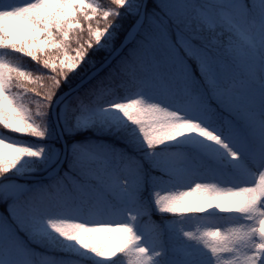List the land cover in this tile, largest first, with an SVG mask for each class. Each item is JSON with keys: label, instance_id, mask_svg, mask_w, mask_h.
<instances>
[{"label": "snow or ice", "instance_id": "obj_1", "mask_svg": "<svg viewBox=\"0 0 264 264\" xmlns=\"http://www.w3.org/2000/svg\"><path fill=\"white\" fill-rule=\"evenodd\" d=\"M0 50L51 73L36 79L0 60V132L46 139L34 118L42 120L61 84L93 56L103 70L89 91L96 102L125 92L174 109L143 99L116 103L113 111L143 138V162L66 145L40 187L9 176L25 158L41 160L44 150L0 140V264H55L36 251L45 226L99 264L120 257L127 264H264V0H0ZM31 97L44 104L31 111ZM89 110L82 99L66 108L69 136ZM190 135L207 142L191 168L157 152ZM216 148L232 161L244 157L228 173L233 186L213 182L212 163L225 159ZM204 169L208 180L185 190ZM117 203L131 210V224L120 211H105ZM77 205L91 224L49 219ZM212 210L244 222L218 230L217 219H197ZM143 217L151 225L147 246L132 226ZM185 222L196 230L186 231Z\"/></svg>", "mask_w": 264, "mask_h": 264}, {"label": "rangeland", "instance_id": "obj_2", "mask_svg": "<svg viewBox=\"0 0 264 264\" xmlns=\"http://www.w3.org/2000/svg\"><path fill=\"white\" fill-rule=\"evenodd\" d=\"M17 2H25V0ZM27 2H30V0H27ZM96 3H99L96 0ZM0 60H3V58L0 56ZM4 61V60H3ZM99 64H97V60L92 58L90 61L87 62V66L82 68L77 73H74L75 75H79V77L82 79L84 78L91 70H93L95 67H97ZM46 70V69H45ZM47 71V70H46ZM36 79H40L39 77H36ZM125 93V92H124ZM131 99H143L148 104H156L159 107L166 108L168 110H174L170 108L168 104L161 100H157L155 98H152L150 96H134L130 93H127L123 99H118L117 97L109 96L101 99L99 102H96L93 98L92 104L89 105L90 110L87 113H84L80 117V122L77 124L75 121L72 123V135L69 136L66 132V129L68 128V123L65 118V112L67 108L68 101H63L61 103L60 109H59V121L60 125L63 131V145H71L75 144L85 149H103V150H111L114 152H120L125 155H127L130 158H133L135 160L143 162L145 155L147 153L146 145L143 144V138L138 134L136 138V144L134 145L137 147V149H141L143 152H139V154H143L144 158L142 159L139 154H128L127 151L116 149L110 146L109 143H107L105 140H95L93 137L94 134L98 137H111L113 134L117 133L120 127L126 122H128L120 113H117L113 111V108L116 103L121 102H127ZM53 106V104H52ZM51 106V108H52ZM51 112V109H50ZM182 114V113H178ZM51 118V116H50ZM34 122L36 123H43V125L46 127V139L39 140L36 139H29L28 137H22L16 136L11 133H4L0 132V140L4 142H9L13 144H17L19 146L27 147L30 150L34 151H40L43 149V158L41 160H35V159H29L25 158L17 167V169L11 173V174H17V175H34L38 173H49L52 168L49 167L51 162L56 158L57 154H62L64 152L62 145H59V137L58 133L56 131V128L54 127V124L51 121L44 120V117L42 118H34ZM2 128V126H0ZM88 132H93L94 134H87ZM79 135L78 138H73L72 136ZM38 140V141H37ZM207 142L203 141L201 138L190 135L185 136L177 141L171 142L167 145L162 146L160 149L157 150L158 153H169V154H175L178 157V163L181 166L189 167L191 168L192 162L199 159L203 155V149H201V145L205 144ZM184 147H190L195 151V158H191L189 156L188 151ZM215 148L216 146H209ZM217 151H220L223 153L225 159L223 161H214L212 163V172H213V182L217 183L221 187H229L233 186L230 182V177L228 173H231L233 170V166L238 163H244V157H241V160L239 162L232 161L230 157H227V153L224 152L223 149L216 148ZM54 166V165H53ZM209 178V172L207 169L200 170L199 176L190 184L183 185V188L185 190L191 188L194 186L195 182H198L199 180H205L207 181ZM15 180V179H13ZM19 184H27L34 187H39L40 184L33 182V183H27V182H20L15 180ZM144 201L146 204V207L151 209V215L154 214L155 211V205L154 201L152 199L151 191H146L144 195ZM111 210H118L122 213V218L124 221L128 223H132L131 221L127 220V215L131 214V210L127 209L126 205L124 204H114L110 208H106L105 211H111ZM156 212V211H155ZM146 218V219H145ZM204 218H215L218 221H220L218 224L214 225L218 230H224L226 227L229 226V222L233 219L238 220L239 222L243 223L244 221L240 220L239 218H229L225 216L224 214H220L216 212L215 210L210 211L208 214L205 215V217H199L197 219H204ZM50 220H66L69 222H78V223H85V224H91V220L88 216V210L86 208H82L80 206H74L73 209L66 213V214H53L49 217ZM152 219V216H151ZM153 220V219H152ZM154 222V221H153ZM132 226L135 228L137 236L141 238V246H147L148 245V236L147 232L150 230L151 225L148 223V218L143 217L140 218L135 224H132ZM186 231H195L196 226L191 223H183L181 225ZM40 243L43 245L47 244L48 241L51 242V244L54 245H61L60 248H64V251L71 253L72 255H79L83 258L93 260L97 263L91 255L85 253L83 250H81L78 245H76L74 242L64 241L60 237H58L56 234L52 233L50 230H48L45 226V233L43 236L39 238ZM37 249V248H36ZM118 255V254H117ZM114 258V257H113ZM55 264H60L58 262H55Z\"/></svg>", "mask_w": 264, "mask_h": 264}, {"label": "trees", "instance_id": "obj_3", "mask_svg": "<svg viewBox=\"0 0 264 264\" xmlns=\"http://www.w3.org/2000/svg\"><path fill=\"white\" fill-rule=\"evenodd\" d=\"M99 3H102V0H97ZM0 56L3 58L4 61L7 63L16 62L17 66L28 73H30L34 78L39 77L41 78H47L51 76V73L46 71L41 66L34 64L31 60L24 57H19L16 54H13L11 52H8L6 50H0ZM94 59H96L95 56H93ZM102 71L95 74L87 83H85L81 88H79L77 91H75L66 101H68L67 107L69 105L75 106V103L78 99L85 100L88 105L92 104L93 97L89 96V91L94 89L96 86V83L98 79L102 75ZM81 80L79 75L72 74L69 79L66 82H63L61 84L60 89L57 91L56 96L52 100V102L47 106L46 108V115L44 116V120L51 121L50 118V109L56 98L62 94L67 89L73 87L76 83H78ZM127 93L124 92H118L113 97H117L118 99H123ZM44 101L39 97H31V103L29 105L31 111H35L37 105H43ZM87 134H94L93 132H88ZM139 134V130L135 125L130 124L129 122H126V124L122 125L117 133L113 134L111 137H98L94 134L95 140H105L107 143L110 144L113 148L116 149H123L128 152V154H139V152H143L141 149H137L134 145L136 144V138ZM79 135L72 136L73 138H78ZM20 137V136H19ZM22 138V137H20ZM31 139L32 137H28ZM34 139V138H32ZM36 141V139H34ZM38 141V140H37ZM60 142V140H59ZM61 146V142L59 143ZM191 158H195V151L191 149L190 147H184ZM141 158H144L143 154H139ZM44 173H38L35 175L43 176ZM21 182V181H20ZM35 181H28L27 183H33ZM36 183H39L40 186H43L45 183H47V178L42 179L40 181H37ZM39 186V187H40ZM152 219L155 223L159 222V214H157L154 211V214L151 215ZM168 218L171 220L173 217L170 215ZM146 219V218H145ZM191 219V218H188ZM187 223V222H185ZM49 242L44 245V247H37L36 251L43 253L44 255H48L54 258L55 262H58L60 264H99L93 260L83 258L79 255H72L71 253H68L64 251V248H60L61 245H49ZM120 254L118 253V256ZM115 259V257L113 258ZM118 264H127V258L120 257L118 258Z\"/></svg>", "mask_w": 264, "mask_h": 264}, {"label": "water", "instance_id": "obj_4", "mask_svg": "<svg viewBox=\"0 0 264 264\" xmlns=\"http://www.w3.org/2000/svg\"><path fill=\"white\" fill-rule=\"evenodd\" d=\"M99 70H101V68H97L94 71H92L90 74H88L83 80H81L79 83H77L74 87L68 89L67 91H65L64 93H62L54 102L52 109H51V116H52V120L54 122V125L56 127V130L60 136V139L63 142V133H62V129L59 123V118H58V108L60 106V104L67 98L69 97L72 93H74L76 90H78L83 84H85L88 80H90L95 73H97ZM65 148V146L63 147V149ZM47 176L44 177H38V176H33V175H17V174H10L9 178L10 179H18L21 181H31V180H40V179H44L47 178Z\"/></svg>", "mask_w": 264, "mask_h": 264}]
</instances>
